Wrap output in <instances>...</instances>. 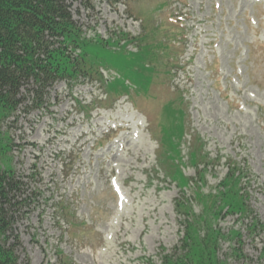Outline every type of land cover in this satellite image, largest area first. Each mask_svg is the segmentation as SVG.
<instances>
[{
	"label": "rangeland",
	"instance_id": "obj_1",
	"mask_svg": "<svg viewBox=\"0 0 264 264\" xmlns=\"http://www.w3.org/2000/svg\"><path fill=\"white\" fill-rule=\"evenodd\" d=\"M66 2L107 82H59L2 127L42 193L13 225L21 262L168 264L215 230L221 262L264 264V0ZM231 173L243 216L213 197Z\"/></svg>",
	"mask_w": 264,
	"mask_h": 264
},
{
	"label": "trees",
	"instance_id": "obj_2",
	"mask_svg": "<svg viewBox=\"0 0 264 264\" xmlns=\"http://www.w3.org/2000/svg\"><path fill=\"white\" fill-rule=\"evenodd\" d=\"M92 43L74 21L66 0H0V163L4 164L0 166V264H23L13 225L17 214L33 208L42 196L34 190L25 195L24 178L12 169L13 140L2 127L16 125L22 113L27 116L48 108L50 91L59 82L75 87L81 80H101L100 69H95L90 59L95 50ZM77 104L86 111L84 104ZM243 178L231 173L221 186L223 190L213 195L226 202L223 210L229 209L227 213L243 216L248 212L241 190V195L235 192ZM64 209L59 208V214L67 216ZM27 215L26 211L22 216ZM249 227L254 233L264 232L257 218ZM219 237V232L212 230L204 240L194 241L186 257L176 262L167 258L166 262L225 264L217 254ZM189 240L187 235L183 242ZM236 255L242 257L240 252Z\"/></svg>",
	"mask_w": 264,
	"mask_h": 264
}]
</instances>
